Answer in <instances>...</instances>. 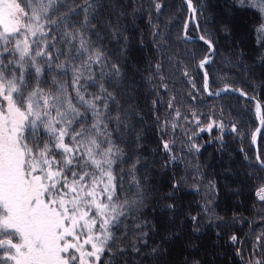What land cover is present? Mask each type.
<instances>
[{"label": "snow or ice", "instance_id": "snow-or-ice-1", "mask_svg": "<svg viewBox=\"0 0 264 264\" xmlns=\"http://www.w3.org/2000/svg\"><path fill=\"white\" fill-rule=\"evenodd\" d=\"M185 2L192 14L189 23L200 30L198 9L193 0ZM239 4L264 17V0ZM153 5L157 12L165 6L158 0ZM112 7L111 0H0V264H102V258L103 264H120L127 249L142 251L131 240L146 246L155 227L139 218L129 223L148 193L133 150L141 139L130 120L136 115L131 108L135 84L107 47L112 40H123L127 47L119 22L105 15ZM187 26L184 39L191 40ZM256 32L264 48V23ZM198 38L207 46L196 62L203 72L202 90L256 101L255 114L264 126V106L255 96L227 83L209 90L205 66L216 49L206 35ZM181 71L195 88L188 68ZM160 87L168 91L167 84ZM176 99L172 95L165 104L169 118L155 116L162 149L172 162L179 159L172 154L174 141L164 136L182 119L191 123L174 105ZM158 102L152 101L154 108ZM190 115L200 123L195 112ZM213 127L222 133L225 126L212 121L199 130ZM230 131L242 134L235 124ZM258 132L252 134L253 143ZM191 148L199 151L196 144ZM256 162L264 170V159L257 155ZM256 196L264 202V183ZM129 229L131 238L125 240ZM231 240L236 243V236ZM249 264H264V232L256 238Z\"/></svg>", "mask_w": 264, "mask_h": 264}, {"label": "trees", "instance_id": "trees-1", "mask_svg": "<svg viewBox=\"0 0 264 264\" xmlns=\"http://www.w3.org/2000/svg\"><path fill=\"white\" fill-rule=\"evenodd\" d=\"M158 2L165 5L159 12L153 0H111L113 7L105 13L113 23L119 22L127 38L126 48L123 40H112L107 47L124 76L135 84L131 108L136 115L130 120L141 139L140 147L133 150L139 155L138 175L148 193L144 207L129 223L139 218L155 226L149 231L146 246L138 239L131 240L142 251L127 249L120 264H249L256 238L264 232V202L256 196L257 187L264 183V170L259 169L252 142V134L260 126L256 101L233 92L209 96L202 90L203 72L196 68V62L207 49L198 37L206 35L216 49L205 66L209 90L219 91L227 83L243 89L249 97L255 96L264 106V60L260 58L264 48L256 39V29L264 17L240 6L239 0H193L201 25L196 30L189 23L192 14L185 0ZM185 24L191 40L184 39ZM244 33L246 39L241 38ZM184 67L195 88L185 83ZM161 83L168 85L167 92ZM172 95L177 98L174 105L191 121L182 119L180 127L164 136L174 141L170 146L179 158L176 162L162 149L163 133L155 120L156 115L161 120L169 118L171 109L165 104ZM154 100L159 101L155 108ZM191 112L196 113L199 124ZM212 121L223 122L222 133L218 127L210 132L199 130ZM232 124L241 135L230 131ZM192 144L199 151L191 148ZM257 148L264 159V126ZM131 231L125 240L131 238ZM232 236H236V243ZM189 239L195 240L196 246L186 250L183 244ZM154 247L157 251L153 253Z\"/></svg>", "mask_w": 264, "mask_h": 264}, {"label": "rangeland", "instance_id": "rangeland-1", "mask_svg": "<svg viewBox=\"0 0 264 264\" xmlns=\"http://www.w3.org/2000/svg\"><path fill=\"white\" fill-rule=\"evenodd\" d=\"M241 38H244V39H246L247 38V33H244L243 35H242V37ZM212 61V60H211ZM196 246V244H195V240H193V239H189V240H185L184 241V244H183V247L186 249V250H191L192 248H194ZM211 258H213L214 257V255H211L210 256ZM170 264H177L176 262L174 263V262H170Z\"/></svg>", "mask_w": 264, "mask_h": 264}, {"label": "water", "instance_id": "water-1", "mask_svg": "<svg viewBox=\"0 0 264 264\" xmlns=\"http://www.w3.org/2000/svg\"><path fill=\"white\" fill-rule=\"evenodd\" d=\"M196 20H197V16H196ZM212 60V59H211ZM238 94V93H237ZM262 127L263 126H261V124H260V126H259V132L257 133V135H256V140H257V138H258V136H259V134H260V132H261V130H262ZM254 144V146H255V148H256V150H257V155H259V152H258V148H257V142H255V143H253Z\"/></svg>", "mask_w": 264, "mask_h": 264}]
</instances>
